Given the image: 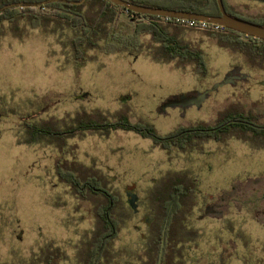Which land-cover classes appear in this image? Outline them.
Returning a JSON list of instances; mask_svg holds the SVG:
<instances>
[{
    "label": "rangeland",
    "instance_id": "1",
    "mask_svg": "<svg viewBox=\"0 0 264 264\" xmlns=\"http://www.w3.org/2000/svg\"><path fill=\"white\" fill-rule=\"evenodd\" d=\"M227 2L243 17L264 18L262 1ZM20 34L22 39L17 37ZM180 35L204 51L205 78L197 77L191 65L179 69L174 63L153 61L148 52L156 48L150 36L142 37L139 56L93 51L92 60L77 69L67 30L47 35L24 21L0 26V264H39L42 248L57 249L61 264H77L75 246L85 245L96 227L93 201L78 198L56 175L55 163L64 159L57 145L26 144L24 123L30 116L42 123L65 120L70 124L79 112L107 116L122 112L131 123L146 122L163 136L179 126L211 124L233 104L254 116L264 114V72L204 32L188 30ZM231 72L239 76L233 82ZM181 96L199 102L169 106ZM242 115L234 112L231 120ZM229 130L251 131L235 122L224 132ZM86 134L66 142L65 159L85 164L104 177L106 187L128 207L123 211L125 228L112 243L113 264L118 257L134 262L143 253L146 220L155 219V194L164 181L177 179L195 184V202L184 210L190 211L187 223L196 232V242L187 246L185 264H264L261 141L231 138L210 152L215 153L213 158L206 155L208 159L166 152L133 132ZM80 165L76 169H82ZM127 199L136 200L137 213Z\"/></svg>",
    "mask_w": 264,
    "mask_h": 264
},
{
    "label": "trees",
    "instance_id": "2",
    "mask_svg": "<svg viewBox=\"0 0 264 264\" xmlns=\"http://www.w3.org/2000/svg\"><path fill=\"white\" fill-rule=\"evenodd\" d=\"M49 0H0V8L13 3H44ZM79 2L81 0H68ZM129 3L156 9H167L207 16L218 17L220 10L217 0H125ZM262 1L264 0H256ZM227 14L243 21L264 27V18H247L235 13L227 0H223ZM20 21L32 29H42L47 35H56L59 31L67 30L70 33L68 45L71 49L73 64L77 69L84 68L91 60L90 52H99L106 56L115 54H129L139 56L144 47L142 37L150 36L156 48L155 52H148V56L159 64L174 63L177 68H185L187 65L194 67V74L199 78H205L208 71V63L204 51L194 46L191 42L181 38L183 31H201L219 42L225 49L233 50L247 57L256 66H264V49L255 50L254 45L258 44L264 48V41L246 37L238 32L219 29L211 24L193 22L190 25L187 21L176 19H165L156 16H144L118 7L106 0H86L83 5L75 6L61 2H50L37 7L12 8L0 13V26L5 22L15 26ZM18 38L23 35H17ZM254 43V44H253ZM237 112L243 115L235 119L236 124H241L251 131H234L231 138L250 142L252 133L257 130L240 122L241 120L251 121L261 118L260 115H253V112L244 110L241 106H229L220 113L226 119ZM248 115L246 116V114ZM37 116V115H36ZM228 116V117H227ZM246 116V117H245ZM114 118V121L110 118ZM35 116H30L24 123L27 134L26 144H36L49 141L56 144L64 159L55 163V172L61 182L72 188L78 198L93 201V214L96 227L87 242L85 264H93L95 255L103 246V250L97 260V264H113L111 249L113 241L119 232L125 228L126 216L123 211H128L119 196L113 193L106 186L104 177L93 173L88 167L65 159L64 147L66 142L74 136L82 135L84 131L93 134L109 135L115 131L137 132L145 138H153L156 144H162V148L172 151L190 153L194 150L188 144L173 143V148L165 147L170 139L177 138L186 132L192 133L196 129L207 127L206 123H197L191 126H179L175 131L160 135L153 126L146 122L131 123L128 116L122 112L117 115L107 116L101 112L78 113L77 118L70 119V124L63 121L38 122ZM227 121V120H226ZM222 122H225L222 121ZM221 122V123H222ZM231 124H234L231 122ZM256 131V132H255ZM257 134V133H256ZM260 134V133H258ZM254 138V137H253ZM257 138V137H256ZM260 148H264V138ZM80 165L78 170L75 166ZM89 170V171H87ZM88 181V184L85 183ZM165 182V181H164ZM162 184L160 191L155 194L156 205L145 239H143V253H139L135 261L129 263L127 259L117 258L115 264H158L159 255L162 249V234L166 231V241L162 264H185L182 259L187 252V246L194 244V234L188 226L190 211L184 210L195 202L193 189L194 180L191 184L183 183L181 180L166 181ZM113 199V206L110 209V197ZM110 209V210H109ZM109 210V211H108ZM108 211V212H107ZM108 215V217H107ZM113 228L116 233L113 237L105 240V237L112 235ZM81 257V259L83 260Z\"/></svg>",
    "mask_w": 264,
    "mask_h": 264
},
{
    "label": "flooded vegetation",
    "instance_id": "3",
    "mask_svg": "<svg viewBox=\"0 0 264 264\" xmlns=\"http://www.w3.org/2000/svg\"><path fill=\"white\" fill-rule=\"evenodd\" d=\"M254 47H255V50H257V51H261L262 49H264L261 45H258V44L257 45L255 44ZM256 70H258L259 72H262L263 73L264 72V66H262V67L257 66L256 67ZM230 74H231V82H233L237 77L239 78V76H235L232 72ZM185 98L191 99L190 96H181V97H179L178 100L169 103V106H171V107H175V106H179V107L187 106V105H184V104H175L176 102H179L182 99L184 100ZM232 106H236V104H233ZM79 113H81V112H79ZM257 115H260L261 117L264 116V114H262V113L257 114ZM224 120H225V122H222ZM231 122L234 123L236 121H232L231 118L226 119L225 116H221L220 113H219L218 116H216L215 119L212 120V123L211 124L206 123L207 124V127H202L200 129H196L195 131H192V133L191 132L190 133L186 132L184 134H181L177 138H173L171 140L169 139L165 143V147H167V148L169 147L170 149H172L173 148V143L174 144L183 143L184 145L185 144H188V145L192 146V148H194V150L192 152H190L189 154H196V155H198L200 157H204V156L208 155L211 158H213L215 156V153L210 154V152L216 151V149H218V147H219L220 144H227V143H229L231 141V135L234 134L233 133V130H231V131L229 130L227 132H224V130H226L227 126L231 125ZM240 122H242V123H244L246 125H248L247 123H250L252 125H248V126H250L251 128H253V129L257 130V131H264V122H263L262 118H260L258 120H254V122L245 121V120H241ZM87 132H89V131H84V133L82 135H78L76 137L74 136L73 138L69 139L68 141L74 140L77 137L83 138L84 136L87 135L86 134ZM133 133H135L136 135L141 136L144 139L152 140L154 146L159 147L162 150H165V149L162 148V144H156L155 143L156 140H153V138H145V137H143L142 135H140L137 132H133ZM250 135L254 137V138L252 137L251 139H254V140H257V141H261V142L263 141L264 134L261 135V134H256V133H252L251 132ZM165 151L168 152V150H165ZM208 156H206V158L209 159ZM72 162H77V161H73L72 160ZM82 165L84 167H87V165H85V164H82ZM85 183L88 184V181H85ZM129 192L132 194V196H135V198L137 200L136 195L132 191H129ZM110 202H111L110 203V209H111V207L114 204L113 203V199L111 197H110ZM127 204L132 209V207L130 206L129 199H127ZM134 204L136 206V202ZM132 211H133L134 214L137 213V210H133L132 209ZM211 215L214 216V213H211ZM107 217H108V215H107ZM146 222L147 223H150V220H146ZM148 226H147V228H148ZM113 230L116 233V230L114 228H113ZM115 233L112 236L111 235H109V236L113 237L115 235ZM89 239H90V237H89ZM84 244L85 245H83V246L81 244H77L75 246V248H74V251H75V253H74V260L76 262L78 260V262H79L77 264H85L83 255L85 256L87 243H84ZM100 249H101V252H102L103 246H101ZM81 250H82V254H80L81 253ZM99 250H98V252H99ZM101 252H100V254H101ZM110 254H111V252H110ZM81 257L83 258V260L81 259ZM39 258H40L39 264H61L60 263L61 262V259H60V256L58 254V250L57 249L56 250L55 249H50V250H47L46 251V250H44L42 248L41 249V253H39ZM85 258H86V256H85ZM211 264H215V263L211 262Z\"/></svg>",
    "mask_w": 264,
    "mask_h": 264
},
{
    "label": "water",
    "instance_id": "4",
    "mask_svg": "<svg viewBox=\"0 0 264 264\" xmlns=\"http://www.w3.org/2000/svg\"><path fill=\"white\" fill-rule=\"evenodd\" d=\"M106 1L116 5L118 7L124 8L128 11H131L133 13L139 14V15L156 16V17L165 18V19H176V20H183V21L217 25V26H220L224 29H228V30L238 32L242 35H245L246 37H252L254 39H259V40L264 41V27L252 24V23L247 22V21H243V20L235 18L233 16H230L229 14H227V12L225 10L223 0H217V4H218L220 14H221L218 17L207 16V15H202V14H195V13H188V12H181V11H173V10H167V9L149 8V7L135 5V4L129 3L125 0H106ZM50 2H61V3H65V4L80 6V5H83L86 2V0H81L79 2L68 1V0H49V1H46L44 3H38V4L26 3V2L13 3V4L6 5L2 8H0V13L4 12L6 10L12 9V8H16V7H19V8L37 7V6L46 5L47 3H50ZM198 102H199V99H196V98H191V99L185 98L184 100L182 99L181 101L176 102L175 104L188 105V104H197ZM247 124L252 125L250 123H247ZM135 201L136 200H130L129 201L130 206L132 207L133 210H136V206L134 204ZM114 233H115V231L113 230L112 235ZM111 236H107L105 238V240L109 239ZM165 241H166V231H164L162 234V249L160 251L158 264H162ZM101 249L99 250V252L95 256L93 264H97V260H98V257L100 255Z\"/></svg>",
    "mask_w": 264,
    "mask_h": 264
},
{
    "label": "built area",
    "instance_id": "5",
    "mask_svg": "<svg viewBox=\"0 0 264 264\" xmlns=\"http://www.w3.org/2000/svg\"><path fill=\"white\" fill-rule=\"evenodd\" d=\"M190 25H192V23L193 22H190V21H187ZM201 24H203V27H205L206 26V23H201ZM212 25V24H211ZM214 27H215V30H219V29H221L222 27H220V26H217V25H213ZM223 29V28H222Z\"/></svg>",
    "mask_w": 264,
    "mask_h": 264
}]
</instances>
